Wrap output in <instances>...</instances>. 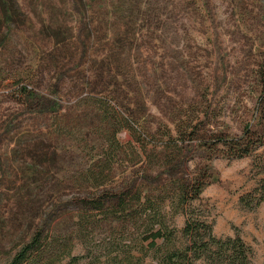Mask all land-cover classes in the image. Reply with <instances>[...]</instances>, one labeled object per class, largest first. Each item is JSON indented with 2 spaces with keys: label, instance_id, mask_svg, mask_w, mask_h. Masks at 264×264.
Here are the masks:
<instances>
[{
  "label": "rangeland",
  "instance_id": "rangeland-1",
  "mask_svg": "<svg viewBox=\"0 0 264 264\" xmlns=\"http://www.w3.org/2000/svg\"><path fill=\"white\" fill-rule=\"evenodd\" d=\"M263 113L264 0H0V264L38 230L59 264L119 240L108 222L80 237L79 215L102 220L85 199L186 177L206 182L194 214L264 264V202L240 204L264 134L245 157L229 141Z\"/></svg>",
  "mask_w": 264,
  "mask_h": 264
},
{
  "label": "trees",
  "instance_id": "trees-1",
  "mask_svg": "<svg viewBox=\"0 0 264 264\" xmlns=\"http://www.w3.org/2000/svg\"><path fill=\"white\" fill-rule=\"evenodd\" d=\"M254 134H259L257 141L252 137ZM263 134L264 129L254 133L245 128L243 140L229 141L234 142L237 156L245 157L250 155L249 140L252 143L260 142ZM223 142L228 141L225 139ZM224 144L227 146V143ZM260 163L264 164V160ZM100 169L104 171L102 165ZM260 174L262 179L257 183V188L240 198V204L245 209L257 208L264 202V168H261ZM97 180V177L94 178L95 182ZM205 185V178L186 177L159 185L154 195L140 191L129 193L130 189H125L118 194L109 193L107 197H88L83 201L84 210L100 213L102 220L96 221L91 215H79L81 231L84 232L80 237L87 240L88 225L108 222L110 231L121 227L120 239L110 234L108 242L100 245L99 249L90 246L88 240L83 251L76 255L61 251L65 264H251V250L238 234L218 238L213 234V224L194 214L192 203L200 199ZM177 216L185 217L181 228L174 224ZM66 231H61L62 235L73 233L68 229ZM129 232L135 234L136 238L129 240L126 235ZM42 235L41 230L33 233L27 245L17 251L7 264L61 263V257L57 259L53 256L65 245L49 237L42 241Z\"/></svg>",
  "mask_w": 264,
  "mask_h": 264
}]
</instances>
